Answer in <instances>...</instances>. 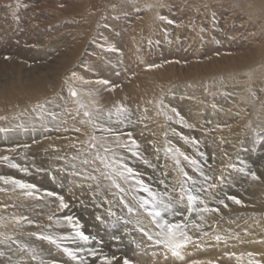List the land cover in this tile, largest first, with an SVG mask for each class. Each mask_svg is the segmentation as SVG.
<instances>
[{"label":"rangeland","instance_id":"rangeland-1","mask_svg":"<svg viewBox=\"0 0 264 264\" xmlns=\"http://www.w3.org/2000/svg\"><path fill=\"white\" fill-rule=\"evenodd\" d=\"M109 1L0 0V81L2 80L0 84L3 85V82H9L10 78H13L18 71L26 74L31 70L36 69L38 71L39 69L40 71L41 69V71L53 74L58 71L59 67H62V64L65 65L67 59L70 58H74L73 65L71 63L62 70V73L65 74H61V79L67 72L70 73L74 70L72 69L73 66L81 61L82 66L87 65L93 69V74L83 73L84 75L77 80L86 79L85 81H87L88 79L87 82L94 83L93 85L99 88L109 83L114 86L113 84L130 83L135 79L141 81L145 69L151 72L161 71L165 81H163L161 91L159 90L156 97L161 100L164 93H166L169 97L167 99L169 104H167L170 107L161 112L163 121L160 123V131L155 130L154 122L150 124L149 129L134 131L126 129V132H130L127 138L128 141L132 142L134 140L136 142L139 140L136 144V150L141 148L142 151L137 150L133 155H126L122 161L125 162L126 167L133 169V173L138 174L143 170L142 176L138 178L152 192L162 198L164 203L171 200L173 207L167 212L162 211L160 217L153 219L152 216L148 215V212L143 214L137 208L134 207L133 209L130 203L127 204L118 196L108 197L110 184L107 180L103 181L104 179L97 177V181L95 180L92 184L74 185L73 180L64 175V173H69L73 169L72 167L75 166L73 162L66 165L62 164L59 168L53 170L52 166L41 168L44 160L37 157L32 159L33 162H28L26 168L21 165L20 167H10V164L4 162L8 165V168L0 167V173L22 183L34 185L35 188L30 189V191L57 194L56 196L46 195V199L48 197L54 198L53 201L51 200V204H56L54 206L56 211L53 215H50L52 219H49V217L42 219L41 214L33 211L29 212L28 215L15 213L12 211L13 208L10 210L11 206L6 208L3 214H0V218L5 216L14 222L19 220L18 223L26 220L29 232L27 231V234L24 235L27 238H23L27 239L26 247L32 248V252L37 256L39 260L37 262L40 264H124L125 260L128 261V264H264L263 260H258V258L264 257V252L257 256L253 255L249 249L250 246L256 244L255 247L264 251V235L260 232L255 233V238L251 241L245 238L248 232L243 229L238 230L237 226L233 229L230 228L227 232H217L219 230L214 229L213 226L210 229L206 228V231H202L201 234L200 232H194L193 235L191 221L198 215L208 213V211H199L200 213L190 211L187 196L182 193L191 190L194 195L199 197V200L193 204L194 206L192 205L193 208L203 209L207 206L208 209L212 210L214 207L220 212L225 209H227L226 212L230 210L235 212L240 209L234 200L229 199V197L236 196L237 200H241L242 211L250 208L252 211L249 213L258 218L257 222L264 219V197L262 196L264 195V114L259 111V107H256L250 113V116L245 118L242 110L222 102V97L213 95L209 97V100L205 99L210 103L206 107L207 109L204 108L205 111L200 109L202 113L204 111V117L206 116V119L201 120L200 124L208 125L207 129H201V125H197V122L187 115L190 106L187 91H185L186 95L181 94V96L173 91L177 90L182 84L194 85L199 83L203 80L200 76L201 72L204 70L209 71L210 68L217 65L233 66L234 64L237 69L239 67L238 70L235 68V73H244L247 67H251V65L242 62L247 60L249 55L258 52L257 50H263L262 53H264V0H112L110 1L111 4ZM145 2L148 3L145 4ZM115 3L116 5L119 3V6H113ZM43 7L44 9H42ZM90 8H95L96 12ZM142 8H145L144 11ZM33 12L37 16L30 15ZM43 12L44 14H42ZM72 17L73 20L71 21ZM34 20L36 21L34 22ZM253 22L255 23L253 24ZM256 22L258 23L256 24ZM27 24L29 25L27 26ZM32 24L36 27L33 28ZM98 36L99 38L96 39ZM77 50L79 53L76 54ZM91 51L94 54L93 56L98 58V62L95 64L94 61H90L88 57L87 60L85 57ZM245 53H249L248 56ZM133 56L140 57L143 62L136 60ZM252 65L254 66V64ZM170 71H174L173 74ZM199 71L200 73H197ZM175 73H180L182 76L176 75L177 78L174 77V80L172 78L170 80V75L173 77ZM216 73L218 74V72ZM102 81L106 83H101ZM252 81L253 84H256L254 92L257 98L260 99L261 91L259 88L261 86H257V81L254 78ZM186 87L188 88V86ZM235 92L237 91H234V94H237ZM238 92V96L241 95L242 89ZM203 95L205 96V91L201 90L198 91L196 97L204 98ZM73 97L77 103H81V99H78L77 95ZM171 98L175 100L176 106L175 102H171ZM158 100L153 101L151 105L154 110L159 112L162 108L159 107ZM140 103L141 101L128 107L130 109L123 113L124 122L134 119L140 123L139 117L143 112V106ZM211 103L216 106L220 104L219 108L215 110L218 117L223 118L224 113H231V122L226 124V127L239 130V133L231 137L232 140L222 141L217 138L215 124L211 123L210 118L211 111L214 112ZM261 103L260 105H264V99ZM180 109L183 111H181L183 116H175L173 110L176 112ZM193 109H196V107L193 106ZM242 109L245 108L242 107ZM21 110L22 107H18L9 114L1 110L0 122L13 118ZM58 111L57 107L51 108V113ZM86 111L88 112L87 109H85ZM170 114L179 117L178 120L186 122V125L194 126V128H191L190 138L192 143L195 144L197 153L194 152V154L193 151H188V148L180 143L178 135L182 134V128L179 125L173 124L172 131L174 135H168L166 126L169 124ZM86 117L89 118V116ZM96 123L107 125L104 121H97ZM137 126L140 128L141 124ZM98 129V127L95 128L93 132L96 134L99 132ZM146 131H150L153 138L159 136L158 140L161 141L162 148L159 155L154 153L151 146L144 145L145 141L143 142V139ZM93 137L95 135H89L84 143L88 147L94 143L96 147L92 149H97L98 140L97 138L93 139ZM168 142L177 145L178 150L185 151L186 155L183 153L184 156L189 157L190 160L197 161L195 166L188 165V163L183 167L180 165L181 169H184V173H187V177L191 178L190 175L192 174L190 181L185 184H182L179 180L175 181L176 178L173 176L171 168L165 166L164 154L170 153ZM125 144L128 145L129 143L126 141ZM221 153H228V156L232 159L236 155L234 158L242 163L240 169H231L230 175H227V173L223 175L226 176V179L223 176L218 177L216 174L206 175L208 174L206 171L208 165L214 167L215 164L216 167H221V163L214 159V156ZM253 173H255L257 179L252 178ZM205 177L209 179L205 180ZM172 178L173 180H171ZM213 184L215 185L214 188L209 187ZM14 186L16 187V185ZM197 189H201V191L197 192ZM132 194L135 199H139V203L143 199H151L148 193L144 192L138 185ZM60 196L67 204L66 208H60L58 199ZM176 201H180V203H176ZM200 201H203V203ZM220 201H223V203H220ZM105 205L108 208H105ZM146 207L150 208L151 205ZM255 210L261 211L258 214L253 212ZM102 211L107 213L104 214ZM218 211L214 214L222 216ZM246 214L247 211H244L243 215ZM65 216L74 217V223L78 221L79 230L89 237L87 241L76 236V229L63 220ZM226 216L230 217L231 215L225 214L223 217L226 218ZM21 217L27 219H20ZM166 222L185 226L184 231L190 237V240L179 250L180 257L174 256L172 251L165 247L164 243H157V241L165 239L161 235V228L158 225ZM253 222L255 224L251 227H257L258 223L255 222V219ZM206 225L209 227V222ZM250 228L245 229L249 230ZM252 230L249 231L252 233ZM18 234V232L15 233V235ZM39 234L51 237V240L56 242L51 243V240L44 239ZM217 236L221 238L217 240ZM179 239L182 240L183 237H179ZM1 240L2 237L0 238V263L4 261L3 259H7L1 251ZM57 247L62 248V252L65 254L58 252ZM68 252L73 253L76 258L68 255ZM82 255L83 258H81ZM104 258H107V261ZM19 262V260L15 261L16 264ZM21 263L22 261L19 264Z\"/></svg>","mask_w":264,"mask_h":264},{"label":"bare ground","instance_id":"bare-ground-1","mask_svg":"<svg viewBox=\"0 0 264 264\" xmlns=\"http://www.w3.org/2000/svg\"><path fill=\"white\" fill-rule=\"evenodd\" d=\"M110 1H112V0H110ZM54 2H56V1H54ZM35 3H37V2H35ZM35 3H34V5H35ZM100 3H101V1H100ZM146 3H148V2H145V4ZM110 4H111V2H110ZM117 5L115 3V5H113V6H117ZM143 6H144V4H143ZM42 9H44V7ZM93 9L95 10V8H93ZM93 9H91V10H93ZM112 9H114V8H112ZM144 9H143V11H144ZM23 10H25V9H23ZM44 12L42 14H44ZM76 12H78V11H76ZM95 12H96V10H95ZM142 13H144V12H142ZM30 15L34 16L35 12H33ZM74 15H76V14H74ZM35 16H37V15H35ZM18 17L20 18V16H18ZM39 17H40V15H39ZM77 18H80V17H77ZM30 19H32V18H30ZM36 20H34V22ZM72 20H73V17H72L71 21ZM59 21H61V20H59ZM59 21H58V23H59ZM62 21H63V19H62ZM52 22H55V21H52ZM74 22H75V20H74ZM76 22H78V21H76ZM254 23L255 22H253V24ZM257 23L258 22H256V24ZM66 24H69V23H66ZM28 25L29 24H27V26ZM34 25H33V28L36 27ZM71 27H73V26H71ZM134 27H135V25H134ZM53 28H55V27H53ZM10 29H11V27H10ZM40 30H42V29H40ZM28 31L30 32V30H28ZM46 31H47V29H46ZM3 33H6V32H3ZM30 34H31V32H30ZM15 35H16V33H15ZM97 38H99V36L96 37V39ZM260 40H261V38H260ZM263 44H264V42H263ZM90 46H92V45L90 44ZM79 48H81V47H79ZM257 49H258V47H257ZM84 50H85V48H84ZM257 51L258 52H256L254 55H251V56L249 55V58L247 60H245L244 62H242L244 64L251 65V67L246 68L247 70L245 69L246 71L244 73L243 72L235 73L234 70L236 67L234 64H233V66L217 65L214 68L213 67L210 68L211 70L209 69V71L204 70L205 69V67H204L203 68L204 71L201 72V75H200L201 78H203V80H201L199 83H197V84L195 83L194 85L192 83H191L192 85H185V84L181 83L182 85L179 86V88L177 90L176 89L173 90L174 92L178 93V95H180V96H181V94L186 95L185 91H187V95L189 96L188 100L190 101L189 112L187 113V115L190 117V119L197 122V125L200 124L201 120L206 119L205 118L206 116L204 117L205 114H203L205 111L204 108L209 106L210 103H209V101H207L205 99L209 100V97H211L213 95L218 96V97H222V102H226L229 105L234 106L235 108H237L239 110H242V112H243L242 114L244 115L245 118L249 117L250 113L256 107H259L260 110L259 109H257V110H259L262 114H264V105H260V104H262L261 102L264 99V53H262L263 50L262 51L257 50ZM77 53H79L78 50H77L76 54ZM249 53H251V52H249ZM245 54L248 56L247 53H245ZM93 55L94 54L91 51V52L87 53V55L85 57H86V59L88 57L90 59V61H94V64H95L98 62V58L96 56H93ZM74 56H75V54H74ZM105 57H106V55H105ZM133 58H136V60L143 62L140 57L138 58L136 56H133ZM244 59H246V58L244 57ZM73 60H74V58L67 59V61L65 62V65L62 64V67H59L58 71L53 73V74L49 73L47 71H41V69H40V71H39V69H38V71H36V69L31 70L30 72H28L26 74L18 71L17 73H15L13 78L11 77L12 79L10 78L9 82H7V83L3 82V85L0 84V113H2V111H3V112H8V114H9V112H11L13 109L18 108V107H20V108L22 107V110L18 113V115L14 116L13 118L8 119L7 121L0 122V140L3 141V142L0 141V167L3 166V168L4 167L8 168V165H6V164H10V167H13V165L20 167V165H21V166L26 168L27 163L31 162L32 159H35L37 157H39V158L41 157L44 160L43 166H41V168H43L44 166H52L53 170L59 168V166L62 164L66 165L69 162H73L75 165L74 167H72L73 169L71 171H69V173H67V172L64 173V175L69 177L70 180H73L74 185H80V184H85V183L92 184L95 182L97 177L98 178L101 177L102 179H104L103 181L107 180V182H109V184H110L108 197L118 196L121 199H123L124 201H126L127 204L130 203V205L133 207V209L135 207L138 209V211H141V213L143 212V214H144L147 211H145L144 208L140 207L139 199H135V197L132 194V192L135 190L136 186L137 185L140 186L139 184L136 183V181L140 180L138 177L142 176L144 171L142 170L138 174L134 173L135 179H122L120 177L114 176L116 183H118L120 185V188H116L113 185L112 180L101 176V173L102 172L107 173L108 169H105L103 164L95 158L97 156V153H99L101 156L106 155L109 163H111L113 161L117 162L116 166L118 168L120 165L125 166L124 165L125 162L123 163V161H122L123 157H125L126 155H133V153L136 152L137 150H141V148L136 150V144L138 143L139 140L135 142V145L131 141L129 142L127 138H128V135L130 134V132H126L125 130L128 129L129 131H134V130L147 129V128L149 129L150 124L152 122H154V124L156 126L155 130L157 132L160 131V123L163 121V115L161 114V112L164 109H167V107H170L168 105L169 103L167 100L169 97H167L166 93H164V96L161 100H158L156 97L157 96L156 94L161 89L163 81H165L164 76H163L161 71H152L151 72L150 70L148 71L147 69H145L143 71V74H142V76H143L142 80H144V81H142V80L136 81V79L132 80L130 83L122 81L124 83H122L120 85L119 84H113L114 86L110 85V83H109V84L104 85V87L99 88V87L93 85L94 83L91 84V83L87 82L88 79H87V81H85L86 79L77 80L79 77H81L84 74H90V75H91V73L93 74V69L91 67H88L87 65L82 66L83 64L81 63V61H78V63L75 64L72 68L74 70L71 69L72 71L70 70L71 71L70 73L67 72V74L61 79V76H62L61 74L64 73V72L62 73V70H64L68 65H70ZM104 61H105V59H104ZM99 62H101V61H99ZM252 64H254V66ZM71 65H73V63ZM230 65H232V64H230ZM243 68H245V67H243ZM238 69H239V67H238ZM67 71H69V70H67ZM170 72L173 74L174 71H170ZM170 72H169V74H170ZM215 72H218V74L217 73L215 74ZM197 73H200V71ZM176 75L182 76L180 73L179 74L175 73L173 77L170 75V80H171V78L173 79L174 77L177 78L178 76H176ZM225 75H228L231 77L228 78V76H225ZM186 78H187V76H186ZM253 78L257 81V86H261V88H259L261 91L260 99L257 98V96L254 92V90H256L254 88V86L256 87V84H253V81H252ZM64 80H66L65 81L66 84L64 83ZM180 80L178 81L179 83L183 80V78L181 81ZM186 86H188V88ZM240 89H242V94L240 92L241 95L238 96V94H239L238 90H240ZM72 90L76 91L78 99L79 98L81 99V103H77L76 99L71 95ZM201 90L205 91V96L203 95L204 98L196 97V94L198 93V91H201ZM234 91H237V92H235L237 94H234ZM155 100H158V105L160 108H162V110H160L159 112L154 110L153 106L151 105L152 102ZM139 101H141L140 105L143 106V109H142L143 112L140 111L142 113L139 117L140 123L136 122L134 119H131L130 121L124 122L123 121V119H124L123 115L124 114H117V111H116L117 108L123 107L127 110V109H130L128 107L135 105V103L139 102ZM172 101L175 102V100L173 98H171V102ZM127 102H129V103H127ZM127 105H130V106H127ZM211 105H212V108L214 109V112L211 111L212 114H211L210 118L212 121L211 123L215 124L214 126L216 127L215 133L217 134V138H220L222 141L230 140L231 137H233L236 133H239V130H236V128L226 127V124L231 122V120H230L231 119L230 118L231 113L226 112V113H224L225 116L223 118H220L217 116V114L215 112V110H217L219 108L220 104H218L216 106V105H213L211 103ZM175 106H176V102H175ZM193 106H195L196 109H193ZM53 107H57L59 109V111L56 113L55 112L51 113V108H53ZM242 107L245 109H242ZM85 109H87L88 112H90L92 114L91 117L87 118L84 115ZM200 109L204 110L203 113H202V110H200ZM181 111H182L181 109L176 110V112L174 111L173 114L175 113V116L179 115L182 117L183 111L182 112ZM172 115L170 114L169 124H168V126H166L167 127L166 130H167L168 135L169 136L174 135V133L172 131L173 124H176V126L179 125L182 128V134L178 135L180 143L185 145V148H188V151H193V153L194 152L197 153V150L195 149L196 148L195 144L192 143V140L190 138L191 128H194V126L190 127V126L186 125V122L178 120L179 117H175L174 115L173 116ZM97 121H99V122L104 121L105 124H107V125H103V124L101 125L99 123H96ZM121 121H123V123H121ZM95 123H96V125H95ZM139 124H141L140 128L137 126ZM94 125H95V127H94ZM200 125H201L200 126L201 129L202 128L207 129L206 127H208V125H202V124H200ZM97 127L100 130L98 129L99 132H97L95 134L93 131ZM174 128H173V130H174ZM92 134L95 135V138H97V140H98L97 149L89 148L84 143V140L89 135H92ZM144 136H145L143 139V142L145 141L144 145H146L147 147L151 146V149H153L154 153L159 155L162 151L161 150L162 149L161 144H160L161 141L158 140L159 136L157 135L158 137L153 138L151 136L150 131H146ZM129 138L131 139L130 136H129ZM126 141L129 143L128 145L125 144ZM14 145H16V146H14ZM168 145H169L168 147L170 149V153L164 154L165 166H169L171 168L173 176L176 178V179L174 178L175 181L179 180L182 182V184H185L186 182L190 181V179L192 178V174L190 175L188 173V175H190L191 178H189L187 176L185 177L183 175L184 169L183 168L181 169V166L183 167L187 163H188V165H193V164L190 163V160H185V159H183L184 158L183 156L179 155V153H184L186 155L185 151L182 152V151L178 150L177 145H175L173 142H168ZM104 148H108L111 151L108 152L107 154H105L103 152ZM142 149H143V147H142ZM234 156L236 157V155H234ZM234 156H233V159L230 158V156H228V153H221V154L214 156L215 157L214 159H216L218 161V163H221L220 164L221 167L220 168L216 167L215 164H214V167L208 165L207 168L205 167L206 171L208 172V174H206V175L216 174L218 177H221V176L225 175L226 173H227V175L228 174L230 175L231 169H233V170L240 169V167L242 166V163H240V161L238 159L234 158ZM5 157H7V159H4ZM139 158H140V156H139ZM85 160L88 161L87 164L84 163ZM177 161H179V163H177ZM229 165H231V167H229ZM198 171H199V169H198ZM195 172H197V171H195ZM192 173H193V171H192ZM92 176H95L96 179L95 180L91 179L90 177H92ZM193 176H194V173H193ZM0 177L9 178L8 175L1 174V173H0ZM224 178L226 179V176ZM171 180H173V178ZM145 186H147V185H145ZM120 189H123V191H121ZM27 191H30V189H21L17 186L15 187L14 184H10V183L6 184L3 179H0V214H3V212L6 211V208L11 206L10 210L13 208L12 211L15 213L19 212L21 214L28 215V213L31 211L38 212L39 214H41L43 216L42 219L48 218V217H50V215H53V213L56 211V209L54 207L56 204L55 205L51 204V200L53 201L54 198L48 197L46 199L47 194L37 193V192H33V191H31L32 192L31 196L25 195V192H27ZM187 192H189V191L186 190V191H183L182 193H184V195L187 196L186 195ZM192 194L194 195V193H192ZM262 196L264 197V195H262ZM45 199H46V201H45ZM240 202H241V200H240ZM235 204L239 205V207H240V209H238V210L236 209L237 211H235V212H233L232 210L226 212L227 209H225V208H224L225 210H222L220 212L213 207L212 210L209 209L208 213L201 214L203 219H201V215H198L193 221L190 220L191 221L190 224L192 226L191 229H193V233L192 232L191 233L194 235V232H200V234H201L202 231H206V228L210 229L213 226H214V229L219 230L217 232H227L228 230H230V228L233 229L235 226H237L238 230L243 229L245 232H248L247 237H245V236L244 237L246 239H249L250 241L254 240V238H255L254 234L255 233L257 234L260 232L261 234L264 235V219H260L257 222L258 218L254 217L253 215H251L249 213L250 211H252V209L246 208L242 211V204L236 203V202H235ZM106 205H108V204H106ZM105 208H108V207L106 206ZM105 208H103V209H105ZM106 210H109V209H106ZM213 210H215V211H213ZM216 211L221 213L222 216L219 214H214V213H216ZM244 211H247L248 215L247 214L243 215ZM260 211L261 210H255L253 212L259 214ZM102 212L104 214L107 213L104 211H102ZM225 214L226 215L230 214L231 216L230 217L226 216V218H224L223 216H225ZM25 219H27V218H25ZM254 219H255V222L258 223L257 227L256 226L251 227L252 225L255 224L253 222ZM17 221H19V220H17ZM17 221L14 222V221L10 220V218H6L5 216H1V218H0V238L2 237V240H1L2 250L1 251L6 255V258H7L6 260L3 259L4 261H2L0 264H16L15 263L16 260H19L20 262L22 261L21 264H23V263H25V264H40L37 262L39 260L37 259V256L34 255V253L32 252V248L30 249L28 246L26 247V244H27L26 240L27 239L25 240L23 238V237H25L24 235H26L27 231H28L26 220L22 221L20 223H18ZM51 221L53 222V220H51ZM205 222H207V223L209 222V227L206 225L207 223H205ZM211 224H212V226H211ZM196 225H199V227H196ZM248 227L249 228L251 227L249 230L253 229L252 233L248 229H245ZM16 232H18L19 234L15 235ZM39 236H42V238L45 237L44 235H41V234H39ZM25 238H27V237H25ZM53 241L54 240H51V243H53ZM249 243H251V242H249ZM255 246H257V245L255 244ZM255 246L254 245L250 246L251 248H249V249L251 250V253L253 255H257V256H260L261 254H263L264 251L260 250L258 247H255ZM52 248H54V247H52ZM86 248H88V247L86 246ZM64 249L66 250V248H64ZM67 250H69V249H67ZM57 251L62 252L63 249L60 247H57ZM63 254H65V253H63ZM79 255H81V253H79ZM83 255L81 256V258H83L85 256V255L84 256ZM52 256H54V255H52ZM249 256H251V255H249ZM97 257H98V255H97ZM245 258H246V256H245ZM261 258L260 259L258 258V260L264 261V257L262 259ZM185 259H187V258H185ZM19 263H17V264H19ZM113 264H115V263H113ZM255 264H261V263H255Z\"/></svg>","mask_w":264,"mask_h":264},{"label":"snow or ice","instance_id":"snow-or-ice-1","mask_svg":"<svg viewBox=\"0 0 264 264\" xmlns=\"http://www.w3.org/2000/svg\"><path fill=\"white\" fill-rule=\"evenodd\" d=\"M101 83H106V82H101ZM72 95L73 96H76L77 93L73 90L72 91ZM117 114H123L126 112V109L123 108V107H119L117 108ZM175 111V110H173ZM84 115L85 116H89L91 117V113L90 112H84ZM110 131V130H109ZM93 139H95V137H93ZM132 143L135 145V141L133 140ZM96 147V144H90L89 145V148H95ZM111 150L108 149V148H104L103 149V152L105 154H107L108 152H110ZM179 155L183 156L185 160H190L189 157L187 156H184L183 153H179ZM4 159H7V157H5ZM97 160H99L105 169H108V172L105 173V172H102L101 173V176L102 177H105L107 179H110L112 180V183L113 185L116 187V188H120V185L118 183H116V180L114 179V176L115 177H120L122 179H135V176H134V173H133V169L131 168H128L126 166H123V165H120L119 168L116 166L117 165V162L113 161L111 163L108 162L107 160V156H101L99 153H97V156L96 158ZM85 164L88 163L87 160L84 161ZM177 163H179V161H177ZM190 163L195 165L197 163V161L195 160H190ZM15 166V165H13ZM229 167H231V165H229ZM242 171V169H241ZM127 174V175H126ZM203 174V173H202ZM184 176H187V173H183ZM91 179L95 180L96 177L95 176H92L90 177ZM252 178L253 179H257L255 173L252 174ZM0 179H3L4 182L6 184H14L16 185L17 187L21 188V189H33L35 188L34 185H29V184H25V183H22L21 181H18V180H15L11 177L9 178H4V177H0ZM209 179L208 177H205V180ZM137 184L140 185L141 189L144 191V192H147L148 193V196L151 197V199H143L142 202L140 203V207L141 208H144L145 211L148 212V214L150 216L153 217V219L157 218V217H160L161 215V212L162 211H169L172 207H173V204H172V201L170 200L168 203H164L163 199L158 197L156 193L152 192L147 186L144 185L143 181L141 180H137L136 181ZM209 187H215V185H210ZM121 191H123V189H120ZM197 192L201 191V189H197L196 190ZM25 195H29L31 196L32 195V192L31 191H27L25 192ZM47 195L49 196H56L57 194L55 193H47ZM187 204L189 206V210L190 211H203V212H207L209 211V209L207 208V206H205L203 209H195L192 207V205L197 201L199 200V197L197 195H193L191 193V191L187 192ZM59 201H60V208H66L67 207V204L64 203V199L62 196L58 197ZM229 199H232L234 200L236 203H240L239 200H237L235 197H229ZM201 203H203V201H200ZM176 203H180V201H176ZM220 203H223V201H220ZM147 205H151L150 208L146 207ZM129 211H131V209H129ZM215 211V210H213ZM20 219H25L23 217H21ZM49 219H52L51 217H49ZM74 217L72 216H65L63 217V220L66 221L70 226L74 227L76 229V236L81 239V240H84V241H87L89 239L88 236H86L82 231L79 230V223L78 221H76L74 223ZM97 219H99V217H97ZM201 219H203V217L201 216ZM19 222V221H17ZM160 228H161V235H163L165 237L164 240L162 241H157V243H164L165 247L166 248H169L171 251H172V254L174 256H177V257H180V249L184 246V244H186L189 240H190V237L185 233L184 231V227L185 226H182V225H179V224H172V223H162L160 225H158ZM196 227H199V225H196ZM166 229V231H165ZM179 237H183V239H179ZM44 239H47V240H51L52 238L51 237H48V236H45L43 237ZM221 237L217 236L216 239L219 240ZM55 242V241H53ZM68 255L70 256H73V258H76L74 256L73 253L71 252H68ZM106 261H107V258H104ZM124 264H128V261L125 260Z\"/></svg>","mask_w":264,"mask_h":264}]
</instances>
